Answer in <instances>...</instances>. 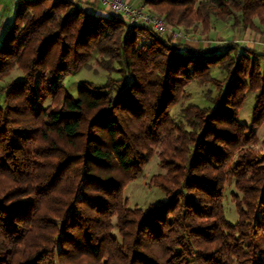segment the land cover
Returning <instances> with one entry per match:
<instances>
[{"label":"trees","instance_id":"trees-1","mask_svg":"<svg viewBox=\"0 0 264 264\" xmlns=\"http://www.w3.org/2000/svg\"><path fill=\"white\" fill-rule=\"evenodd\" d=\"M141 1L173 27L213 18L264 26V0ZM82 2L17 0L2 35L0 83L15 68L24 76L0 85V264H264V154L255 147L264 54L128 30ZM94 52L107 81L69 94L64 80L90 67ZM192 83L216 89L209 106L185 104ZM249 91L248 125L239 112ZM156 151L166 174L150 185L165 199L130 207L125 190ZM231 179L241 194L232 195L234 224L224 206Z\"/></svg>","mask_w":264,"mask_h":264},{"label":"rangeland","instance_id":"rangeland-1","mask_svg":"<svg viewBox=\"0 0 264 264\" xmlns=\"http://www.w3.org/2000/svg\"><path fill=\"white\" fill-rule=\"evenodd\" d=\"M126 1H128L133 8H142L145 12L150 13L151 15L159 19H162L173 31L181 32L185 36L189 37V42L187 43V45H192L193 47L200 49H210L211 47L219 46L222 49L224 48L225 50L227 45H229L230 43H235L243 48L252 49L261 54H264V26L259 22L258 19H255V25L260 30H245L241 27L234 28L233 21L224 23L218 21L215 18L212 19V23L209 27H203L200 22H195L189 28L173 27L171 24L166 22L161 12L144 6L141 0ZM0 3L6 5L7 18L6 16L5 18L6 20H8L7 25H9L11 23V17L15 13L16 0H0ZM96 8L99 12H103V10H101L95 4L90 3L91 10H96ZM207 28H209V30ZM165 38L175 43H181L179 41H175L171 36H165ZM97 58L98 53L94 52L92 59L89 61L90 67L83 68L78 74L69 76L64 80L66 92L76 96L77 89L82 83H93L99 85L104 84L107 81L108 73L96 63ZM212 74L218 80H225L226 78V74L223 73L219 68L214 69L212 71ZM23 76L24 75L22 71L18 68H15V70L7 78H5V80L2 81L0 85L7 86L12 82L19 81L23 78ZM113 77L120 82V74H114ZM186 91L190 93L192 98L185 104L195 103L201 107H207L210 105L205 97L206 93L212 92L213 96H216L218 93L212 85H199L197 83H192L187 86ZM256 94L257 93L249 91L246 95L245 103L239 112V119L242 123L248 125L251 123ZM48 103L49 101L47 102V105ZM185 104L180 103L172 110V115L178 121L182 120L181 110ZM256 134L259 139V143L255 147L256 149L262 151V153L264 154V123L256 130ZM160 174H166V171L161 168L158 151H156V154L146 164L143 175L137 180L132 181L125 190L124 195L128 199L130 207L139 206L142 208H147L150 204H159L165 199V195L158 188L152 187L150 185L151 178L155 175ZM234 183L235 181L233 179L228 182L224 198L226 217L228 222L232 224L238 221V214L232 195H241L236 191Z\"/></svg>","mask_w":264,"mask_h":264},{"label":"built area","instance_id":"built-area-1","mask_svg":"<svg viewBox=\"0 0 264 264\" xmlns=\"http://www.w3.org/2000/svg\"><path fill=\"white\" fill-rule=\"evenodd\" d=\"M99 7L105 14H114L121 17L128 24V30L134 26H143L151 28L160 37L171 36L175 41L187 44L189 37L181 32L173 31L168 25L142 8H133L126 0H87ZM1 28V25H0ZM173 35V36H172ZM166 39V38H165Z\"/></svg>","mask_w":264,"mask_h":264},{"label":"crops","instance_id":"crops-1","mask_svg":"<svg viewBox=\"0 0 264 264\" xmlns=\"http://www.w3.org/2000/svg\"><path fill=\"white\" fill-rule=\"evenodd\" d=\"M82 1H83L81 3L82 6H84L86 9L90 10V3L91 2L90 1H87V0H82ZM16 2H17V0H16ZM92 11L93 12H96L97 14H101V12H99L97 8H96V10L94 9ZM5 16L7 18V8H6V5L3 4V3H0V25H1V28H0V39H2V35L4 33V30L11 24L10 23L9 25H7V21L8 20H6ZM13 18H14V15L11 17V22L13 21Z\"/></svg>","mask_w":264,"mask_h":264}]
</instances>
